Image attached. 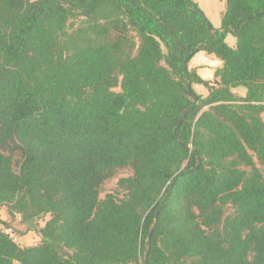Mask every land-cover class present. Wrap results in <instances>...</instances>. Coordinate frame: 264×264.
<instances>
[{"label": "trees", "instance_id": "trees-1", "mask_svg": "<svg viewBox=\"0 0 264 264\" xmlns=\"http://www.w3.org/2000/svg\"><path fill=\"white\" fill-rule=\"evenodd\" d=\"M1 206L0 264H264V0H0Z\"/></svg>", "mask_w": 264, "mask_h": 264}, {"label": "rangeland", "instance_id": "rangeland-1", "mask_svg": "<svg viewBox=\"0 0 264 264\" xmlns=\"http://www.w3.org/2000/svg\"><path fill=\"white\" fill-rule=\"evenodd\" d=\"M195 1L198 2L201 9L209 17L213 25L215 27H219L221 25L222 13L225 10V0H195ZM226 41L229 45H233L235 43V36L232 33H229L226 37ZM115 89L119 90V87ZM239 90L242 93H245V87L243 86L239 87ZM5 153L9 154L8 151H5ZM12 157H13L14 167L16 171H19L20 163L22 160L21 151L20 150L15 151ZM130 174H132V171L129 168L118 169L112 178L107 179L102 184L101 197H104L105 194L113 191L117 187V182L120 177L128 176ZM0 212L2 219L9 221L10 223V226L0 224V227L2 229L5 228L13 229L17 237V243H19L22 246L38 244L41 241V235L39 234L38 229L39 227L43 226L50 217V215L48 214L44 218L39 220V222L36 225L28 226L21 222L20 216H17L13 220H11V217L8 214V209L6 206H1Z\"/></svg>", "mask_w": 264, "mask_h": 264}, {"label": "crops", "instance_id": "crops-1", "mask_svg": "<svg viewBox=\"0 0 264 264\" xmlns=\"http://www.w3.org/2000/svg\"><path fill=\"white\" fill-rule=\"evenodd\" d=\"M235 44H236V38H235V43L231 46H235ZM222 64L223 61L219 59L215 54L208 53L204 50L198 51L189 61V66L191 68H195L198 74L206 80H214L215 69L217 67L222 66ZM193 87L196 90V92L202 94L203 96H206L208 94V89L203 84L195 83L193 84ZM236 91L239 92L240 91L239 88H237ZM240 94H245V93L241 92Z\"/></svg>", "mask_w": 264, "mask_h": 264}, {"label": "built area", "instance_id": "built-area-1", "mask_svg": "<svg viewBox=\"0 0 264 264\" xmlns=\"http://www.w3.org/2000/svg\"><path fill=\"white\" fill-rule=\"evenodd\" d=\"M3 230H4L7 234H9V236H10L14 241L17 242V237H16V235H15L13 229H11V228H5V229H3Z\"/></svg>", "mask_w": 264, "mask_h": 264}]
</instances>
